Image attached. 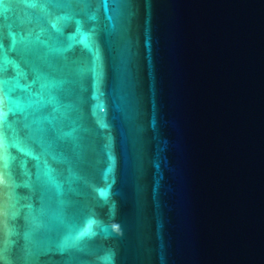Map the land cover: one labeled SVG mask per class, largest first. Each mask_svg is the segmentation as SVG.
<instances>
[{
  "label": "water",
  "instance_id": "1",
  "mask_svg": "<svg viewBox=\"0 0 264 264\" xmlns=\"http://www.w3.org/2000/svg\"><path fill=\"white\" fill-rule=\"evenodd\" d=\"M0 264H264V0H0Z\"/></svg>",
  "mask_w": 264,
  "mask_h": 264
},
{
  "label": "snow or ice",
  "instance_id": "2",
  "mask_svg": "<svg viewBox=\"0 0 264 264\" xmlns=\"http://www.w3.org/2000/svg\"><path fill=\"white\" fill-rule=\"evenodd\" d=\"M3 182V178L2 177H0V183H2Z\"/></svg>",
  "mask_w": 264,
  "mask_h": 264
}]
</instances>
